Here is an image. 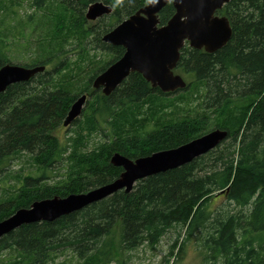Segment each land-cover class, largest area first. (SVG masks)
Wrapping results in <instances>:
<instances>
[{"label": "trees", "instance_id": "obj_1", "mask_svg": "<svg viewBox=\"0 0 264 264\" xmlns=\"http://www.w3.org/2000/svg\"><path fill=\"white\" fill-rule=\"evenodd\" d=\"M36 1L46 4L37 23L47 29L38 39L41 59L25 65H45L46 69L0 93V176L9 174L11 163L21 156L32 160L35 171L15 172L20 186L0 198V221L36 200L66 197L112 182L123 171L111 163L116 152L135 159L178 147L204 134L215 116L219 118L216 128L229 133L209 153L146 177L131 192L120 190L54 221L23 225L0 238V254L14 249L20 254L19 264H55L58 256L71 251L81 264H102L112 258L115 248L153 245L182 225L188 234L207 233L204 244L213 264H264V0H231L217 11L229 17L233 33L216 52L195 49L186 42L175 72L192 78L184 91L203 95V112L186 113L148 133L137 131L145 120L143 115L138 117L141 107L151 106L154 100L166 106L169 94L175 92L153 88L138 72L110 95L92 87L94 78L125 52L122 46L104 42L103 35L148 0ZM97 1L113 10L101 17L100 27H88L86 12ZM43 4L37 8L44 9ZM175 12L169 2L159 13L160 25ZM91 37L96 48L111 51L114 58L75 92L79 77L75 67L82 65H71L60 55L65 52L64 42L77 40L83 58L86 48L82 45ZM55 50H60L57 55L63 60L49 69ZM8 62L13 63L0 46V68ZM83 93L91 99L83 118L74 122L76 135L62 141L58 131ZM93 134L102 135L104 142L89 149L88 138ZM56 164L66 167L65 175L49 183L46 180L53 177ZM216 194L234 204V210H210Z\"/></svg>", "mask_w": 264, "mask_h": 264}, {"label": "water", "instance_id": "obj_2", "mask_svg": "<svg viewBox=\"0 0 264 264\" xmlns=\"http://www.w3.org/2000/svg\"><path fill=\"white\" fill-rule=\"evenodd\" d=\"M231 0H148L137 12L118 23L106 33L103 41L122 46L121 58L98 74L93 86L110 95L131 73L138 72L164 93L187 87V81L175 72L186 44L195 49L214 53L231 39L233 29L226 15L217 11ZM172 2L176 12L160 25L159 13ZM112 7L101 1L92 3L86 12L87 19L95 20L112 12ZM46 69L45 65L26 66L8 62L0 68V93L8 86L30 80ZM88 95L79 96L72 104L63 124L68 126L82 113ZM228 130L215 128L175 148L156 151L132 159L120 152L111 157V163L122 167L118 178L87 192L66 197L54 196L34 201L30 207L17 209L0 221V238L26 224L54 221L63 215L85 208L112 194L131 192L138 181L181 167L218 147L227 137ZM225 190H222L223 193Z\"/></svg>", "mask_w": 264, "mask_h": 264}, {"label": "rangeland", "instance_id": "obj_3", "mask_svg": "<svg viewBox=\"0 0 264 264\" xmlns=\"http://www.w3.org/2000/svg\"><path fill=\"white\" fill-rule=\"evenodd\" d=\"M43 3L42 1L38 2L36 0H0V46L13 63L33 65L34 62H38L41 59L40 52L42 50H40L38 39L39 35L43 33L47 27L45 26L42 29L38 26L37 19L39 20L42 18L41 16L44 15V10L46 12V4ZM39 4H43L44 9L37 8ZM4 6L7 8H4ZM108 15L109 14H106L105 16ZM30 16L32 19H30ZM101 17L95 20L88 19L87 26L100 27L101 24H103L101 22ZM105 35L106 33L103 37ZM91 39L92 37L82 45L86 48L84 53L85 56L83 55L85 58H81V55L78 54L81 43L79 46L77 40H71L69 43L64 42L65 52L60 55V57L63 56V58H66L71 65H82L79 69L75 67L79 75L75 92H78L85 86L86 81L95 70L97 71L104 63L114 58L111 51L102 49V47L100 48L98 46V48H96L95 45L91 43ZM2 40H4V43L1 42ZM59 51L60 50H55L51 55L53 56L51 57V61L53 62H51L49 69H51L53 67L52 65L58 60H63L59 59L60 57L57 55ZM43 54L44 52H42V55ZM176 73L181 74L187 82L192 79L186 76L182 71H177ZM92 87L95 89L93 83ZM197 92L198 91L195 90L193 94L190 92L185 93L184 89H181L174 94H169L166 103L164 102V104H167L166 106H160L161 102L158 100H154L149 107L144 105L141 107L138 117H142L143 115L145 120L138 124L139 129H137V131L141 133L154 131L158 128L159 124L182 118L186 113H189L190 116L202 114L203 109L200 105L203 95L200 94L198 97V94H195ZM89 99H91V97L89 98L88 96L87 102ZM87 102L84 104L83 110ZM154 111H157V114H155ZM82 118L83 113L76 118V120ZM75 121L68 126L63 125L58 131L62 141H66L70 136L76 135L77 125L74 123ZM218 121L219 118L217 116L212 117L205 133L215 129V125ZM100 141L104 142L103 136L93 134L88 138L89 149L94 148ZM55 166L56 167L52 168L51 173L53 177L46 180L49 183H56L65 175L66 167L61 164H56ZM34 168L32 160L27 156H21L19 161L11 163L9 167L11 175H9V173L0 176V198L14 192L16 188L20 186L19 179L14 177L15 172L18 173L22 171L23 175L30 174L35 171ZM216 195L217 196L214 197L210 203V210L213 212H217L216 210L219 211L220 209L234 210V204L228 202L224 196H219V194ZM206 237V232L196 231L192 234H188L186 227L177 225V227L172 228L153 245L144 243L132 249L123 248L119 250L115 248L112 258L107 259L102 264H213L214 259L209 256L210 250H208L207 246L204 244V239ZM19 255V252L14 249L4 251L0 254V264H19L17 262L20 259ZM78 260L79 259L75 257L73 252L67 251L64 255L62 254L56 258L55 264H81Z\"/></svg>", "mask_w": 264, "mask_h": 264}, {"label": "bare ground", "instance_id": "obj_4", "mask_svg": "<svg viewBox=\"0 0 264 264\" xmlns=\"http://www.w3.org/2000/svg\"><path fill=\"white\" fill-rule=\"evenodd\" d=\"M263 105H264V100H263ZM112 226V225H111Z\"/></svg>", "mask_w": 264, "mask_h": 264}]
</instances>
